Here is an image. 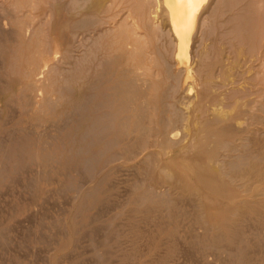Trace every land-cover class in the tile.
<instances>
[{"label":"bare ground","instance_id":"obj_1","mask_svg":"<svg viewBox=\"0 0 264 264\" xmlns=\"http://www.w3.org/2000/svg\"><path fill=\"white\" fill-rule=\"evenodd\" d=\"M81 1H85V2H81ZM87 1L89 3L86 4ZM135 1L137 5H135L136 4ZM209 1L210 3L208 7L205 6ZM79 2H81L82 4L80 5ZM259 2L261 3L260 0L259 1L258 0H93V1L91 0V2L89 0H57V2L55 1L56 9L58 11H65L68 14L67 26L71 30L72 40L71 43L69 44V47H67L66 50L67 53L65 54V63L69 65L68 69L70 73L68 74L63 73L61 74V77H57L58 90L55 88L56 83H55V87H52V89L55 88L56 90L55 89L54 90L56 92L59 91L60 94H68L72 92L71 87L73 83L82 82L81 98L78 101L73 102L71 106L73 107L74 111L75 109L80 111L78 113L79 116L77 117L78 120L82 118H86L88 121V124L85 126V129L81 132V135H79L81 136V138H83V140H85L86 142L85 147H87L86 148L87 151L89 150L88 148H91L93 145H98L99 149L97 148L98 150L97 152H103V154L110 153L109 155L112 157V159L111 158L109 159H111L112 161L113 160L116 161V159L118 160V158L119 159L123 158L125 159V161H127V159L131 160L133 158H137L140 153L147 150L148 151L147 153L149 154L148 155L149 158H145L146 161L148 159L149 162L148 164L152 163L151 167H153L152 170H154V172L155 170L158 171L157 176H155L156 179L151 180L154 181V189L156 190V189H160L161 186H162L161 188H163V186H166L167 189L165 190L167 191L169 190V192L167 196L163 195V197H161L162 190L161 193H158L160 194L159 196H150L148 195L149 194L148 193L146 196H143L141 200L145 201V199L154 198L157 199L156 202L157 201L165 202L166 205L168 204V209L171 208L172 210V207L174 208V206H176L177 203L179 202V200L177 199L178 196H175L176 197L175 198L173 193L175 194L178 193L179 198H181L180 200H182L183 202L184 198L187 199L191 207V209L189 208L188 212H186L187 207L183 205L186 208L184 209L185 210L184 213L190 214V216L194 219V221L197 222L198 225L201 223L203 227L204 230L202 231L203 234L201 233L202 235L201 236L199 235L200 237L196 236L197 237L196 239L202 240L201 242L203 243L205 242L204 244H206L207 246L214 247L219 250L220 248H223L224 250L227 251L225 255L226 256L228 255V257H233V259L235 258L237 262L242 258L240 257L242 254L239 253V250H241L243 246L240 245L242 244L240 243V241L243 240V237L239 241L235 236L236 233H238L237 225L239 221L245 219L246 222L247 220L246 218H248V220H250L251 218L256 219L257 221L255 220V222L256 223L258 222V224L257 227L254 228L255 229L257 228L259 230V232H257L258 234L256 237L264 240V157H262V155L258 151L254 153L255 149L253 147V145L254 146L260 145V141H258L254 136L256 131L260 129L259 126L257 128V125H262L263 122L262 121L263 116L258 111L264 108V99H263L264 78H261L262 77L261 76L260 79H258L257 76L254 77L249 76L250 70L254 68V66L251 67L252 66L251 62L253 63L252 57L254 56L253 51H255L256 48L258 49V46L260 47L259 49H261L264 46L263 41L261 43V40H259L260 37L258 32L259 24L261 25V23L264 22L263 21L264 11L261 12L259 6L257 7V4L258 5L260 4ZM135 6H138L139 8ZM136 8H138L139 13H137L138 11ZM124 10L127 11L126 12L127 15L125 16L131 18L130 21H132L128 25L130 24L131 26L133 25L134 30H138V29L141 30L143 36L141 38H144L145 42H147L145 43V49L143 46L144 51L141 52L142 54L140 58L138 57L139 58L138 61H133L132 60L133 57L130 59V56L135 54L136 52L135 49L137 46L134 47L135 52L132 50L133 48L129 49L127 47L128 44L133 45V42L135 40L134 41L132 40L129 43H127L126 41L124 45L120 44L122 47L120 46L121 51L118 54L117 50L119 49V47L117 46L116 48V45L118 43L116 42L115 45L114 44L115 40L114 41L110 40L112 37H110V39L109 38L107 39L106 36L108 35L106 34L104 35L102 31H101L102 34L99 35L96 33V32L100 33L98 31L99 28L96 27V23L102 20L106 21L108 17L109 18L114 16L117 17ZM93 15L94 16L96 15V17L98 16V18L96 19L97 21L95 22L93 21L92 18ZM124 19L125 18H123L122 20L124 21ZM105 21H103V23ZM127 21H129V19L124 21V24ZM26 22H30V21H26ZM106 22L109 23V21ZM29 27L31 26L29 25ZM134 30H132V32ZM197 32H200L201 35ZM196 33L201 36L200 37L201 40L196 38ZM19 34H21V32ZM94 34L95 37H97V39H95V42L92 45L91 43L93 41L91 40L92 39L94 40L95 38ZM18 36H16V38ZM112 36L115 35L113 34ZM139 40L141 41V39ZM197 40L200 41L202 45H200L201 48L196 50L193 47L195 42H197ZM19 41H27V40L23 39ZM89 41L91 43H89ZM238 43L241 45H237ZM22 44L23 46H25L24 42ZM224 46H227L225 47L226 49L224 48ZM115 48L117 55H115L114 53ZM192 49L195 50V52L194 51L192 52H194V54L196 53L194 55L195 58L192 61L193 65H195L194 67L193 65L191 67L192 62L190 61V52ZM21 52L23 51L21 50ZM259 52L261 53V55H263L262 50L261 51L259 50ZM37 54L39 55V53ZM191 55L193 54L191 53ZM257 57L260 58V56H258V52H257ZM33 59H35L34 61H36V56L35 58L33 57ZM33 59H31V61H33ZM130 60H132L133 63ZM35 63L38 64V62ZM262 63H264V60L262 61ZM260 66L262 67V65ZM178 67H181L182 69L180 68V70H183L180 71L182 73L180 74L181 76H190L193 75L194 73V75L198 79V84H199L198 88H195L194 84H190L188 87L186 86L187 96H184L183 98L187 97V100H185L186 98L181 99L180 97L181 99L180 100L179 98L174 99L172 97L177 91H179V88L177 87L181 85V84L178 85L176 84L177 86L175 85L176 86L175 89L176 90L178 89L176 92L174 91L175 90L174 88L172 89V87L174 86L171 85L172 84L171 81L173 79L179 81L180 75L178 74L180 72L178 73V71L177 72L175 71V74L177 73L178 74L177 75L174 74V68H178ZM38 73L39 72L36 73V76H38ZM177 76H179L178 79ZM39 79H41L40 75H39ZM131 79H133L132 85L136 83L134 82V80L139 83L140 80L142 81L145 79V82L142 83V85H139L138 83H136L137 85L135 84L139 92L138 99L136 97L137 96L136 94L135 97H132V94L130 96L129 95L130 93H128L131 91L127 90L129 89V87L127 88L126 86L128 85L127 83L131 81ZM54 81H51L52 83L50 85L48 84L49 87L52 86ZM169 82H171V84H169ZM25 83L27 84L28 82ZM173 83H177V82H174L173 80ZM35 84L36 82H34V84L33 82L31 84L28 83L25 86V89L27 87L30 93L35 88H38L39 84L37 83L38 84L37 87H36L37 84L36 85ZM41 87L42 85L40 83L39 88L41 89ZM44 88L45 85L41 89L42 90L41 93L44 91ZM39 90L37 91V93L40 92ZM133 90L134 89H132V91ZM172 90L175 92L174 94ZM48 94L46 95L45 98H43V96L45 95L42 94L43 96H41L44 99V100L41 99V101L43 100V102L40 103V105H42V107L44 108L43 110H45L46 108H50L53 110V107L55 106V101L53 102L51 97H50L51 100L48 99L50 96V95L48 96ZM176 95L179 96V94H175L174 96L176 97ZM183 95L181 93L180 96ZM254 96H258L257 98H260V100L256 99ZM66 97L68 96L66 95ZM231 98H233L234 101H232ZM143 102L145 104V108H143V110L144 109L145 110H144V116L143 117L141 116L143 118L142 119L143 121H142V125L140 126L139 123L138 124L136 123V118L139 117V115L138 117H136V111L140 109L142 106H144L142 105ZM54 109L56 108L54 107ZM254 110L257 112H255ZM39 117H40L39 121H41V119L43 120L47 118L43 114L39 115L37 118L39 119ZM51 119H53V117ZM39 124L40 122L37 125ZM59 129L60 128H58V130ZM32 130H34V128ZM38 133L41 134V132ZM213 134L214 136L216 135L215 136L216 138L219 135L223 136V134L224 135L228 134L233 139L232 142L229 143L227 141L226 144L224 143L222 145L220 142L214 141L213 138L215 137L213 136ZM41 137L44 139L43 143L47 147L50 146L48 144L50 143L51 136H49V134L48 135L43 134ZM211 137L213 139V142H216L215 146H212L213 143L212 141H211L212 143H210V140H212L210 139ZM245 138L249 139V141L251 142L250 145L251 148L249 147L250 149H247L248 147L245 148L246 146L244 145V142L246 140ZM217 140L219 141L218 138ZM221 140L223 139L221 138ZM44 144L41 150L44 149ZM220 146L224 148L222 151L220 150ZM113 148H115L114 149L115 151L112 152L108 151V150L111 151V149ZM235 152H239V156H240L236 160L234 159ZM92 153L95 154L96 152L92 151ZM48 154H44V155L48 157ZM253 155L258 156L257 159H254ZM201 156H204L206 158V162L204 163L201 162L200 159ZM43 157L44 156H42V158ZM177 158H180L179 161L176 160ZM91 159H92L91 156L84 159L85 161L84 163L87 164V168L91 164ZM104 160L107 161V158ZM141 160L145 161L142 158ZM132 164L130 163L129 165ZM174 164L178 165V167L175 166L177 167L175 168ZM92 165L90 166L91 169L93 168ZM42 171L44 170L42 169ZM146 171L148 170L146 169ZM150 173L152 172L150 171ZM153 175L152 177H154ZM48 177L46 176V178ZM51 177L49 178L51 179ZM226 178H228V180H226ZM107 181L106 183L109 182ZM229 183H232V185L235 188H237V190L234 193H232L231 190L228 189ZM148 185L149 184H147V186ZM150 186L153 187V185ZM204 191L212 195L214 194L215 195L214 199L216 200L223 199L232 203L230 204V206H227L223 210H221L220 213L221 216L219 220L215 222L213 225L212 224L208 225L206 222L207 220L205 221V214H204L205 211L203 212L204 210L203 208L205 206L204 203H206V201H211L212 197L204 193ZM140 192L143 191H139V193ZM130 193L132 192L130 191ZM136 193H137V189H136ZM89 194L91 196L90 192ZM93 195L95 196V194ZM158 197L160 199H158ZM236 197H239V199L237 200ZM135 199L137 200L136 195H135ZM176 199L178 200V202ZM161 202H157L158 205L159 203L161 205ZM175 202H177L176 205ZM126 203H128V200ZM138 206H142V205H138ZM161 206L163 208V205ZM178 206H180V203ZM147 207L145 208V211L146 209H148ZM138 210L140 211V209ZM138 210H136V212ZM171 210H167V211H170L171 213ZM133 212L131 213L133 214ZM172 212H174V210ZM160 213L159 215L163 214ZM148 215H149V211H148ZM75 216L77 215H74L73 217L75 218ZM139 216H144V215H139ZM163 223L164 222H162V224ZM251 227L249 228L251 229ZM199 229H201V227ZM240 231L242 232L241 229ZM254 233L256 235V232ZM177 234L179 235V233ZM252 239L253 238H251V240ZM132 242H134V240ZM261 244L263 243L261 242ZM166 246L168 247V245ZM174 246L176 245L174 244ZM245 247L243 246L244 250ZM202 256L204 255L202 254ZM226 256L223 258L224 261L226 260L225 259ZM244 257L248 258L246 254ZM215 258L217 257L215 256ZM220 259H222V257ZM233 259L231 258V260ZM241 261H239L238 263L244 264V263H240ZM244 261L245 260H243V262ZM226 262H224V264H230V259L228 263ZM218 264H220V262Z\"/></svg>","mask_w":264,"mask_h":264},{"label":"rangeland","instance_id":"obj_2","mask_svg":"<svg viewBox=\"0 0 264 264\" xmlns=\"http://www.w3.org/2000/svg\"><path fill=\"white\" fill-rule=\"evenodd\" d=\"M55 1L57 2V0H0V19H1L0 20V171H1L0 172V264H209V263L218 264L219 262L220 264H224L226 260H227L226 263H228L229 259H230V264H239L238 262L241 261V259L242 261L240 263H244V264H252V263L264 264V258H263L264 240L256 237L258 234L257 232H259L257 228L256 229L254 228L257 227L258 224V222L257 223L255 222L256 219L249 218L250 220H248V218H246L247 219L246 222L245 219L239 221L240 223L238 222L237 228L239 230L237 229L238 233H236L235 236L239 241L243 237V240H241L242 242L240 241V243L242 244L240 245L241 246L243 245L244 247L246 245V247L248 248L245 247L246 250L245 251L242 246V249L239 250V253L242 254L240 257L242 258L237 262L235 258L233 259V257H228V255L226 256L225 253H227V251L224 250L223 248H220L219 250L214 247L207 246L206 244H204L205 242L204 243L201 242L202 240L200 239L199 240L196 239L197 238L196 236L200 237L203 234L202 232L204 231L203 227L201 223L198 225V223L194 221V219L190 216V214L184 213L185 211L184 209H186L185 207H187L186 212H188V209L189 208L191 209V207L187 199L185 198L183 199L184 203L182 202V200H180L181 198H179L178 193L176 194L173 193L174 197L178 196L177 199L179 200V202L176 199L178 203L175 202V205L176 203L177 205L174 206V208L175 207L176 208L174 209L172 207V210L170 207H169L170 209H168V204L166 205L165 202L157 201V202H161V205H163L162 208L160 203L158 205V203L156 202L157 199H154L152 197H150L152 199H145L146 202L144 200H141V198L143 196H146L148 193H149L148 195L150 196H159L160 194L158 193H161L162 190L161 197H163V195L167 196L169 192V190L168 191L165 190L167 189L166 186H163V188H161L162 187L161 186L160 189H156V190L154 189V181L151 180L156 179L155 176H157L158 171L155 170L154 172V170H152L153 167H151L152 163L148 164L149 163L148 159L146 161L145 158H149L148 157L149 154L147 153L148 152L147 150L140 153L137 158H133L131 160L127 159V161H125V159L123 158L120 159L118 158V160L116 159V161L114 160L112 161L111 160L112 157L109 155L110 153L103 154V152H97L98 151L97 148L99 149L98 145H93L91 148H88L89 150L87 151L86 149L87 147H85L86 142L79 135H81V132L85 129V126L88 124V121L86 118H82L78 120L77 117L79 116L78 113L80 111L76 109L74 111L73 107L71 106L73 102H76L81 98L82 82L73 83L71 87L72 92L70 91L71 93L60 94L59 91L57 92L55 91L57 89V82H58L57 77H61V74L63 73L64 74L70 73L68 69L69 65L65 63V54L67 53L66 52L67 47H69V44L71 43L72 40L71 30L67 26L68 14L65 11H58L55 7L56 6ZM89 1L91 2V0ZM260 1L261 3L259 2L260 4L259 5L257 4V7L259 6L260 11L263 12L264 0H260ZM81 2H85V1H81ZM81 2H79L80 5L82 4ZM87 3L89 2L87 1L86 4ZM209 3L210 1L205 6L208 7ZM135 5H137V3ZM138 8H136L138 11V12L136 11L137 13H139ZM126 12L127 11L124 10L117 17L116 16L110 18L108 17L106 21H109V23L106 22L105 20L96 23V27L99 28L98 31L100 32V33L98 32L96 33L98 35L102 33L104 35L105 34L108 35L106 36L107 39L108 38L110 39V37H112L110 40L113 41L115 40L114 42L115 45L116 42L118 43L116 45V48L117 46L119 47V49L117 50L118 54L121 51L120 49L121 45H124L126 41L127 43H129L130 41L135 40L133 42V45L136 43L134 46L128 44L127 47L129 49L133 48L132 50L134 51V47L137 46L135 49L136 52L134 51L135 54L134 55L131 54L132 56H130V59L133 57L132 58L133 61H138V59L142 54L141 52L144 51L145 49V43L147 42H145L144 38H141L143 37L141 30L139 29L134 30L133 25L132 26L131 24L128 25L132 21H130L131 18L125 16L127 15ZM95 17L96 15L92 16L94 22L97 21L96 19L98 18V16L96 18ZM123 18H125L126 20L129 19V21H127L128 23L125 22L124 24V21L126 20L124 19L123 21L122 20ZM20 21L23 22L21 23ZM26 21H30V22H26ZM103 21L105 22L103 23ZM29 25L31 27H29ZM258 27H259L258 32L260 37L259 40H261V43L262 41L264 43V36H262L264 35V28H263L264 22L261 23V25L259 24ZM21 28L23 29V31ZM259 29L261 32L259 31ZM132 30L134 31L132 32ZM18 31L19 33L21 32V34H19ZM103 31L106 33H104ZM17 33L18 35L21 36H18ZM197 33L200 34V32ZM197 33H196V38L201 40L200 39L201 34L198 35ZM113 34L115 36H112ZM16 36H18L17 37L18 39L20 38L19 40L25 39L27 41H19L16 38ZM95 39H97V37H95L94 40L93 39L91 40L93 41L92 43L90 41L89 43L93 45ZM139 39H141V41ZM23 42L25 46H23L22 44ZM200 45H202L201 42L197 40L193 48L197 50L201 48ZM237 45H241V44L238 43ZM225 47L227 46H224V48ZM116 48L114 52L115 55H117ZM259 48L260 47L258 46V49L256 48L255 51H253L254 56L252 57L253 63L251 62L252 65L251 67L254 66V68L251 69L249 72V76L251 77L257 76L258 79H260L261 76H262L261 78H264L263 77L264 63H262V61L264 60V50H263L264 46L261 49ZM194 49H192L190 52L191 62L195 58L194 55L196 54V53L194 54L195 52ZM21 50L23 52H21ZM259 50L260 51L262 50L263 55H261ZM257 52L260 58L257 57ZM31 53L34 58L36 56V61H34L35 59H33ZM37 53H39V55ZM191 53L193 55H191ZM31 59H33V61H31ZM132 60L130 61L132 62ZM35 62H38V64H36ZM29 64H31L32 67ZM192 65L193 62L191 64V67ZM260 65H262V67ZM54 66H56L57 68ZM194 66L195 65H193V67ZM180 68L181 67L174 68V74L175 71L176 72L178 71V73L180 71H183L180 70ZM28 70L30 73L28 72ZM37 72H39L38 76H36ZM180 74L182 73L180 72L178 75ZM39 75L41 79H39ZM178 77L179 76H177V79ZM53 79L56 81H54ZM173 80L174 82L177 83H173ZM173 80L171 81L172 84L171 82H169V84L174 86V87L171 86L172 89L173 88L175 89L178 84H181L177 87L179 88V91H177L178 89L177 90L175 89L174 91L175 92L177 91L175 93L172 90L173 94L174 93L179 94V96L176 95V97L174 96L175 95L174 94L172 96L174 99L175 98L180 99V97L182 99L184 96H187L186 89L190 84H194L195 88L199 87L198 79L196 78L194 73L193 75L190 76L180 75L179 81H176V79ZM51 81H54V83L52 84V86L49 87V85L52 83ZM142 81L140 80L141 83L140 82L138 83L137 81L134 80V82L138 83L139 85H142V83L145 82V79ZM25 82H28L30 84L32 82L33 84L34 82H36V84L37 83L39 84V86L38 84L37 85L35 84L36 87L38 86V88L40 87V83H41L42 85L41 89L45 85L44 91L41 93L42 90L40 88H39L40 90L38 88H35L38 89L40 92L37 93L38 90L34 89L32 90L34 93L31 90H30L31 92L29 93V89H27V87L25 89V86L28 83L26 84ZM55 83H56V87H55ZM132 83H133V79H131V81L127 83L128 85L126 87L127 88L129 87V89L127 88L126 89L132 92V93L128 92L130 93L129 94L130 96L131 94L132 97H135L137 95L136 97L138 99L139 92L136 88L137 84L134 83L132 85ZM52 87H55L56 89L55 88L52 89ZM132 89H134L135 91L133 90L134 91L133 92ZM136 90L138 93L136 92ZM181 93L182 95L183 94L185 95L180 96ZM42 94L45 96H43ZM47 94L48 96L50 95L48 99H50L51 97L52 101L53 102L55 101L54 107L56 109H54L53 107V110L50 108H46L45 110H43L44 108L42 107V105H40V103L43 102L44 100L43 98H45ZM66 95L68 97H66ZM41 96H43V98ZM254 97L260 100V98H257L258 96H254ZM185 98L183 99L187 100V97ZM41 99L43 100L41 101ZM231 99L232 101H234L233 98ZM142 105H141L142 107L140 106L142 110L140 108L136 111V117H138L139 115V117L136 118V123L137 124L139 123L140 126L142 125V121H143L142 117L144 116V110H145V109L143 110V108H145L144 102L142 103ZM39 106L42 108H40ZM263 110L264 108L258 111L263 116L262 119L263 122L262 125H257V128L259 126L260 129L256 131L254 136L258 141H260V145L257 146L253 145L255 149L254 153L258 151L262 155V157H264V111ZM41 114L46 116L47 120L41 119V121H39L40 117L39 119L37 117ZM52 117L53 119H51ZM39 122L40 124L37 125ZM33 128L34 130H32ZM58 128L61 129V130L59 129L61 133L58 130ZM38 132H41L42 135L49 134V136H51L50 143L48 144L50 146L47 147L43 143L44 139L41 137L42 135ZM219 136L217 137L219 141L217 140L216 137H215L216 139L213 138L214 141L220 142L222 145L224 143L226 144L227 141L229 143L232 142L233 138L230 137L228 134L225 135L223 134V136L221 135ZM212 137L210 139H212ZM221 138L223 140H221ZM224 138L226 139V141ZM213 139L210 140V143L213 142ZM38 141H40L42 144ZM43 144H44V149L46 148L45 150L44 149L41 150ZM215 145L216 142H213L212 146ZM244 145H246L245 148L248 147L247 149L251 148L250 146L251 142L249 141V139L245 140ZM114 149L115 148L111 149V151L110 150L108 151L109 152L115 151ZM223 149L224 148L220 146V150L222 151ZM46 150L49 152H47ZM92 151L96 153L93 154ZM44 154H48V157L45 156ZM254 155L253 158L257 159L258 156H254ZM42 156H44L45 158L44 157L42 158ZM90 156L92 157L91 164L87 168V164L84 163L85 162L84 159ZM238 157H240L239 152H235L234 159L236 160ZM106 158L107 161L104 160ZM141 158L145 161H142ZM179 159L180 158H177L176 160L179 161ZM200 159L202 163L206 162V158L204 156H201ZM130 163L132 165H129ZM142 164L143 166L145 165L146 167L144 166L145 167L144 168ZM91 165L93 167L92 169L90 167ZM175 166L178 167V165L174 164V167ZM42 169L44 171H42ZM146 169L148 171H146ZM150 171L152 173H150ZM149 174L150 175L154 174L153 175L154 177H152V175L150 177ZM46 176L47 177L52 176V177L51 179L48 177L49 178L48 180ZM226 180H228V178H226ZM106 181L108 183H106ZM135 184L139 187V190ZM147 184L149 185L147 186ZM94 185L97 186L95 187ZM150 185H153V187H151ZM229 187L232 188L230 189ZM93 188L95 189V191ZM136 189L138 194L136 193ZM228 189L231 190L232 193H234L237 190V188H235L232 185V183H229ZM130 191L132 193H130ZM139 191H143V192L139 193ZM89 192L91 193V196ZM204 193L206 192L204 191ZM93 194H95V196ZM206 194L211 196L212 200L206 201V203H204L205 206L203 208L204 209L203 212L205 211L204 212L205 221L207 220L206 222L208 225L211 224L213 225L215 222L219 220L221 216L220 214L221 210H223L227 206H230V204L232 203L223 199L216 200L214 199L215 197L214 194L213 195L209 193ZM135 195L137 197V200L135 199ZM158 199L160 198L158 197ZM236 199L238 200L239 197H236ZM127 200L128 203H126ZM138 202L141 204H139ZM179 203L180 206H178ZM136 204L142 206H138ZM146 207L148 208L146 209L147 212L145 211ZM134 209L136 210L140 209V211L139 210L137 211L139 213H137L136 210ZM161 209L164 210L162 211ZM167 210H171L172 214L170 213V211ZM173 210L174 212H172ZM148 211H149V215H148ZM160 211L163 214H161ZM131 212H133V214ZM159 213L161 215H159ZM174 213L176 214V217ZM184 214L185 215L188 214V215L185 216ZM74 215L77 216H75L74 218L73 217ZM139 215H144V216H139ZM168 215H170L171 217ZM162 222L164 223L162 224ZM241 224L243 227L241 226ZM248 226L249 227L252 226L251 229ZM200 227L201 229H199ZM240 229L242 230V232L240 231ZM254 232H256V235ZM177 233H179V235ZM165 235L167 236V238ZM251 238L253 239L251 240ZM133 240L134 242H132ZM261 242L263 244H261ZM174 244L176 246H174ZM166 245H168V247ZM204 246L206 249L204 248ZM214 251L217 252L215 253ZM204 252L207 254H205ZM202 254L204 256H202ZM245 254L248 258L244 257ZM215 256L217 258H215ZM225 256H226L225 258L226 260L224 261L223 258ZM219 257L220 258L222 257L223 260L220 259ZM214 258L215 260L219 258L218 259L219 262L218 260H216L218 262L217 263L214 260ZM231 258L233 260H231ZM243 260L245 261L243 262ZM246 260L248 263L246 262Z\"/></svg>","mask_w":264,"mask_h":264}]
</instances>
